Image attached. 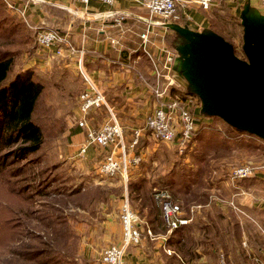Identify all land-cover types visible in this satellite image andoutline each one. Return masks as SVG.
I'll use <instances>...</instances> for the list:
<instances>
[{"label": "rangeland", "instance_id": "374dc122", "mask_svg": "<svg viewBox=\"0 0 264 264\" xmlns=\"http://www.w3.org/2000/svg\"><path fill=\"white\" fill-rule=\"evenodd\" d=\"M9 1L14 2L19 14L21 10L25 11L22 5L26 0ZM213 8L219 9L223 34L233 43L237 55L243 57L241 28L233 19V16L240 17L241 10L234 8L232 0H217ZM17 12L0 0V46L15 49L19 47L16 37L20 33H30L28 50L22 52L24 48H20L22 51L15 56L14 67L16 70L33 69L44 84L34 114V120L43 131V144L37 152L22 160L4 157L8 148L0 152V264H86L84 258L100 264L102 249L114 240L113 235L108 240L110 226L105 228L104 224L108 217H114L113 225L121 237L119 206L124 194L129 196L128 187L117 179L97 175V160L77 155L81 140L73 135L78 128L75 122L77 96L82 89V80L77 71L69 67L68 60L60 59L61 56L51 58L37 46V30L30 22L22 20L25 15ZM19 22L23 26L16 24ZM185 26L182 23L180 29ZM206 30L209 29H200ZM171 39L177 47L186 43L180 33ZM192 90L188 103L197 117L198 140L192 141V148L182 155L170 144L151 142L157 149L146 154L139 165L146 187L141 195L150 192L152 196L153 187L165 188L175 201L180 202L183 214L194 212L195 220L203 224L206 209L214 211L215 200L229 196L220 184L210 181V176L219 174L227 178L228 168L244 161L255 166L263 165L264 142L256 151L251 145L236 146L235 141L228 144L235 151L215 145L211 141L221 135L212 131L211 125L221 127L225 121L206 112L198 96L199 89L193 87ZM210 159L211 167L216 166L217 170L211 173L206 172L205 164ZM185 181L188 189L182 187ZM261 184L259 190H264V184ZM260 193L264 195V191ZM184 197L190 199L186 201ZM138 203L134 198V204L137 206ZM233 215L241 222L236 229L240 235H236L235 240L229 230L226 234L229 213L220 212L216 222L217 239L226 243L225 248L218 251L217 258L213 253L208 254L207 264H219L221 255L226 264H264V253L256 247L257 243H264V212L245 214L238 211ZM205 233L206 229L195 227L191 241L193 248L199 249L201 259L195 258L192 252H184V249L183 257L187 261L184 264H206V251L201 253L202 248L206 249ZM235 250L240 252L236 254Z\"/></svg>", "mask_w": 264, "mask_h": 264}, {"label": "crops", "instance_id": "0c3cea01", "mask_svg": "<svg viewBox=\"0 0 264 264\" xmlns=\"http://www.w3.org/2000/svg\"><path fill=\"white\" fill-rule=\"evenodd\" d=\"M140 1L115 0L111 5H108L92 0L84 5L77 0H26V4L22 5L25 9V19L33 27L57 29L63 39L58 44L62 52L60 59L65 58L66 62L68 60L69 67H73L77 71V75H79L78 65L81 63V68L104 93L111 111L124 129V138L127 143L130 142L132 130L136 127H143L145 119L162 101H169V98L175 95L180 96L176 93H180L179 90L187 91L188 89L189 91V84L177 70V64L179 65L177 46L173 45L172 39L170 41V37H174L176 32L166 26L150 22L157 18L150 19L148 11ZM216 1L211 0L210 5L204 8L191 0H178L179 19L171 23L179 26L183 23L186 25L185 27L198 31L201 28L208 29L210 26L208 14L213 10ZM232 1L234 8L238 7L241 10L243 7L249 6L252 16H264V8L261 6L260 0ZM53 10L59 13L52 12ZM45 52L51 58L59 57L53 56L52 50ZM170 53L174 56L172 62L167 59ZM47 60L50 58L48 57ZM153 61L161 73H167L173 77V85L171 84L166 91L164 90L161 96L155 92V88L161 91L167 80L156 77ZM165 65L168 68H165ZM180 97L183 98V96ZM109 113L105 107L96 109L88 115V122L90 125L98 127L109 119ZM194 117L197 118L196 114ZM225 128V125L218 127V129ZM222 134L220 133L221 136L214 138L213 142H223L224 147L229 149L231 147L228 144L230 145L231 141H235L236 146L240 144V147L243 144L254 146L255 151L258 150L259 144L264 142L247 134H241L235 138ZM73 136L81 140L79 146L85 140V132L82 129L77 128ZM151 142L155 143L147 133L140 139V149L144 152L143 159L146 154L157 149V146L155 147ZM156 145L158 144L156 143ZM97 149L90 146L84 158L97 160L98 163L107 150L98 149L97 151ZM94 150L97 152L95 153ZM230 150L235 151L234 147ZM130 153L138 154V150L130 151ZM142 176L143 173L139 170L138 165L130 170L129 182L143 179ZM260 183L264 184V171L262 170H258L251 177L235 182L227 176L219 181V184L225 188V191H228L229 196L226 199L222 198L223 200L220 198L215 200V205H212L214 211L207 209L206 211L211 214L215 212L237 214L238 211L245 214L264 212V195L260 193L264 190H259L262 186ZM125 187H128V183ZM148 194L151 193L148 192ZM154 206L157 213L154 215L158 217V222H161L159 208L155 203ZM133 207L138 215L137 227L140 230L141 239L139 243L127 248L123 256V264H169L176 260L180 261L176 250L167 244L169 233L159 230L161 225L157 226L156 218V222L152 224L146 207L140 206L139 203ZM183 215L190 219L187 224L182 225L183 228L188 230L191 228L193 233L194 212H185ZM113 220L114 217L110 216L104 224L105 228L110 226L108 240L113 235L112 243L119 244L121 237L113 225ZM197 252L199 251L197 250ZM239 252V250H235L236 254ZM207 255L206 264L208 262ZM200 259L198 258V260ZM84 260H86V264H95L91 262L90 258H84Z\"/></svg>", "mask_w": 264, "mask_h": 264}, {"label": "built area", "instance_id": "2783aa9c", "mask_svg": "<svg viewBox=\"0 0 264 264\" xmlns=\"http://www.w3.org/2000/svg\"><path fill=\"white\" fill-rule=\"evenodd\" d=\"M81 4H88L92 0H77ZM111 5L115 0H96ZM195 3L207 8L211 0H191ZM11 9L15 10L14 2L4 0ZM178 0H141V5L146 8L149 13L150 22L170 28L172 21L179 19ZM261 6L264 8V0H260ZM24 8V7H23ZM18 15L24 17L25 12L20 11ZM25 18V17H24ZM36 32V44L44 50H52L53 56L62 54L58 45L63 39L55 29L34 27ZM144 36V35H143ZM55 50H53V48ZM73 50V49H71ZM172 53L168 54V61L173 60ZM154 72L158 79L167 80L164 88L155 92L161 96L162 92L167 90L171 84L173 85V77L170 74L161 73L157 64L153 61ZM165 68H168L166 65ZM79 75L83 80V90L77 96V119L76 124L79 129L84 130L85 140L77 149V155L84 157L87 149L92 146L98 149H106L107 152L103 158L96 164L95 172L101 177L107 179L118 178L124 185L129 181V172L132 168L137 167L143 160L144 152L140 149V139L145 133L156 142L172 145L179 155L186 154L192 148V140L197 131L196 119L190 109L191 94L181 98L175 95L169 98V101L163 102L153 109L150 115L145 119L143 127H136L132 130L130 142L127 143L124 138V129L118 122L114 113L109 107L104 93L99 89L96 83L78 65ZM107 108L109 119L98 127H94L88 122L90 112ZM138 154H131L130 151H137ZM258 170L264 171V164L255 166L250 162H243L239 165L229 167L228 176L233 182L251 177ZM152 197L158 206L161 218L168 228V233L172 230L187 224L190 219L183 215L182 206L174 200L171 193L165 188H152ZM119 223L121 225V241L119 244L112 243L102 249L99 257L100 264H123V256L130 245L140 242V230L137 227L138 215L130 205L127 194H124L119 206L118 214ZM219 264H226L223 255L219 258Z\"/></svg>", "mask_w": 264, "mask_h": 264}, {"label": "trees", "instance_id": "16d2710c", "mask_svg": "<svg viewBox=\"0 0 264 264\" xmlns=\"http://www.w3.org/2000/svg\"><path fill=\"white\" fill-rule=\"evenodd\" d=\"M52 12L59 13L56 10H53ZM219 17H220L219 9L213 8L212 13L208 14V19L210 22L208 31L222 36L225 40H227L233 45V43L223 34L224 27H223L222 17L220 18ZM233 19L234 21H236L237 25L241 28V37H242L243 28L241 25V18L238 16H233ZM22 20L25 21L26 19L24 18ZM0 22L2 23V20ZM21 22L16 24H20L21 26H23L22 25L23 22L22 23ZM20 25L17 26L18 29ZM23 30H25V32L28 31L24 27ZM29 36L30 33L29 35H21L20 33V36L16 37L17 41L19 42V44L16 45H19V47L15 49H9L6 48L5 46H0V152L3 149L5 150L8 148L7 152L4 153V157L5 156L14 157L16 158V160H22L23 158H26L27 156L37 152L43 144V131L40 125L34 120V114L36 111L38 101L43 93L44 84L42 81L39 80L37 76H35V74L38 73H35L33 69L16 70L14 67V60H15L14 58L22 51V49L20 48H24L22 52L28 50ZM233 47L235 51V46L233 45ZM83 87L84 86H82V89H80V92L83 90ZM179 91L181 94L180 96L183 97L188 94H192L190 91H188V89L187 91H181V90ZM224 125L226 127L225 129H218V126L211 125L212 128L211 130L215 131L218 134L223 133L222 135L223 136L225 135L226 137L229 136L235 138L236 136L241 134L255 136L247 132L237 131L226 122L224 123ZM196 135H197V131L192 140L194 143L196 140H198V138H196ZM260 140L264 141L262 139ZM206 145L208 146L207 141H206ZM215 145H221V147H224L223 142H219V141L215 142ZM9 157H6V159ZM3 162L5 164V161ZM205 164H206V172L208 170L210 171V173L213 171H217L216 166L211 167V159L206 160ZM224 178L225 175L223 176L219 174L211 175L210 181L213 182L214 184H219V181L223 180ZM115 179L119 180L118 178ZM183 184L184 185H182V187L184 189L185 188L188 189L187 181H185V183ZM145 188L146 187L142 179L137 180L135 182L128 181L130 205L134 210L135 209L133 207V205H135L134 198L138 201L140 199L139 205L146 207V212H148V217L150 218V222L153 224L157 220V226L161 225L159 230L163 231L164 233H167L168 228L164 224L162 218H161L162 223L158 222V217H155L154 215V213H156V208L154 206L153 197L151 196V194L145 192L144 196L141 195V191ZM184 196H188V195L185 194ZM192 198L194 197L192 196ZM185 199L186 201H188V199L190 198L186 197ZM177 202L180 204L178 200ZM202 219L205 218L202 217ZM217 220H219L218 212L211 214L206 211V222L204 221V223L201 224L198 223L195 219H193V223H192L195 224L192 226L194 227V230L196 226H199L201 229H206V233L204 234V236L206 237V249L202 248L203 251L201 253L205 254V251L206 254L213 253L215 254L216 258L219 255L218 251L222 248H225L224 241L221 239H217L219 235L218 226L216 225ZM227 221H228V229L226 228L227 231L226 234L228 233L229 230L230 236L234 237L236 240V235L238 236L240 235L239 232L236 231V229L239 228L241 222L238 219H236V217L232 213L229 214ZM193 236H194V231L192 233L191 228H189L188 230L183 228V226H180L169 233L167 237V244L173 247L176 250L178 256H180L179 258L180 261L176 260L175 262H170L169 264H176V263L182 264L187 262L183 257L184 252L186 253L192 252V255L195 258H199L200 252H197V250L199 249L198 248L194 249L193 248L194 243L192 244L191 241L193 239ZM256 247L259 251L264 253L263 242L257 243ZM238 248H240V246ZM182 250H184V252H182Z\"/></svg>", "mask_w": 264, "mask_h": 264}, {"label": "water", "instance_id": "95a60500", "mask_svg": "<svg viewBox=\"0 0 264 264\" xmlns=\"http://www.w3.org/2000/svg\"><path fill=\"white\" fill-rule=\"evenodd\" d=\"M240 18L243 57L220 35L171 23L169 27L186 39L176 47L177 70L190 92L199 89L206 112L264 140V16H252L245 6Z\"/></svg>", "mask_w": 264, "mask_h": 264}]
</instances>
